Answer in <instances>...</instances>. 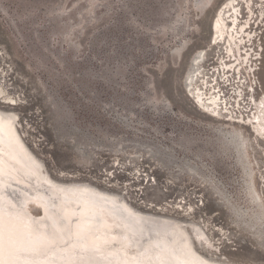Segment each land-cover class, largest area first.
Returning a JSON list of instances; mask_svg holds the SVG:
<instances>
[{
    "label": "rangeland",
    "instance_id": "1",
    "mask_svg": "<svg viewBox=\"0 0 264 264\" xmlns=\"http://www.w3.org/2000/svg\"><path fill=\"white\" fill-rule=\"evenodd\" d=\"M227 2L0 0L12 102L0 108L51 181L180 221L206 259L264 264V138L251 123L264 101V0ZM232 53L243 63L228 71ZM194 87L219 90L218 107L195 103ZM24 210V225L43 216L32 199Z\"/></svg>",
    "mask_w": 264,
    "mask_h": 264
},
{
    "label": "bare ground",
    "instance_id": "2",
    "mask_svg": "<svg viewBox=\"0 0 264 264\" xmlns=\"http://www.w3.org/2000/svg\"><path fill=\"white\" fill-rule=\"evenodd\" d=\"M221 19L219 10L214 20V41L224 32ZM234 21L231 19L232 26L237 25ZM242 31L239 41L245 34L249 41L250 33ZM230 36L233 38L232 33ZM232 43L231 50L237 40ZM229 60L233 62L230 66L225 64L228 71L243 63L235 53L229 55ZM196 70L200 73L201 65L193 62L186 78L191 81ZM217 92H206L200 87L191 90L195 103L207 108L220 104ZM1 93L0 90V98L10 105V97ZM256 108L259 113H254L251 121L253 132L264 138V101ZM15 120L14 112L0 108V264H127L126 260L130 264H235L198 255L180 221L141 213L121 194L80 181H51L39 159L19 137ZM30 199L42 205L43 216L24 225L21 221ZM45 253L50 256L45 257ZM22 257L30 261H23Z\"/></svg>",
    "mask_w": 264,
    "mask_h": 264
}]
</instances>
